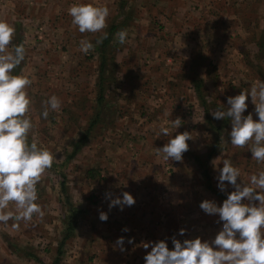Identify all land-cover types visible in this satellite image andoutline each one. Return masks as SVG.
I'll use <instances>...</instances> for the list:
<instances>
[{
    "label": "crops",
    "instance_id": "obj_1",
    "mask_svg": "<svg viewBox=\"0 0 264 264\" xmlns=\"http://www.w3.org/2000/svg\"><path fill=\"white\" fill-rule=\"evenodd\" d=\"M1 1L3 4L0 5V20L8 22L15 28L12 46L8 51L11 52L15 45L22 44L26 54H32L31 63L28 62L29 58L26 59L29 65L35 64L34 55L43 42H51V39L63 41L71 52L76 49L81 51L82 40H93L94 49L90 50V53L97 58L99 54H103L101 43H96L97 39L105 32L107 33L110 27H113L109 42L110 50H112L110 54H113V62L118 64L117 67L121 69L122 73H116L117 77L115 76L114 80H97V84L99 82L102 90L105 85L112 87L117 93V98L125 102H136L137 99L139 100L138 96L143 94L141 100H150V104L156 105L153 107L149 104L152 108L148 109V113L159 106L162 109L168 106V103H190L189 99L194 95L198 96L192 83V79L196 76L202 80L201 95H203V88L208 80H206L205 74L202 78L198 75L201 69L206 72L208 68L212 67L217 70L218 74L220 71L228 69L235 70L237 64L232 67V55L239 59L238 67L240 69H247L248 48L246 42L248 34L242 31V28L244 30L245 27L246 17L241 12L243 8L254 6L256 0L222 1V5L227 8H238L237 14L226 18L232 19L228 21L241 24L237 28L240 30L238 37L235 35L231 37L233 34L228 36L225 31L216 29L215 23L212 22L215 19L212 16V9L218 3L215 4L214 0H0V4ZM260 1L257 6L259 8L264 6V2ZM75 3L107 6L109 8L107 27L97 33H80L77 27L72 24V18L68 14V9ZM197 7L200 12L195 13L194 10ZM259 12L261 14L260 9ZM32 20L44 24L43 40L38 41V33L36 28H33ZM120 26L121 28L118 29ZM219 27L223 29L221 25ZM124 29L128 35L126 42L120 44L117 33ZM77 33L79 35H76ZM35 41L41 45L36 47ZM169 55H172L171 59ZM260 56L264 60L261 54ZM142 58L149 60L148 68L141 62ZM24 61L23 63H25ZM125 69L127 73L124 75ZM161 70L169 72L164 74ZM106 74L105 70L104 79ZM179 80L182 81L179 82ZM254 82L258 84L257 81ZM222 86L224 85L222 84ZM189 91H192L191 94L194 93V95L192 96ZM207 94L209 98H206L207 100L204 98L205 101L218 103L216 95L223 94L220 103H227L224 90L218 93L207 92ZM194 102L197 103L194 107L200 106L198 97ZM133 112V109L124 110L121 115L116 116L122 120L128 118L123 121V126L126 128L121 129L120 135L126 132L130 119H138L130 115ZM134 113L137 114V112ZM142 117L145 119L146 115L143 114ZM141 135L142 137L137 138L139 153L135 155L134 159L118 158L117 155L120 152L126 153L127 150L125 145L122 147V144L116 142L112 146L104 147L103 145L95 150L100 153L108 152V158L102 156L104 157L103 162L100 159L102 157L95 156L97 166L95 171L90 172L86 168L82 171V186H87L89 193L94 196H90L88 201L80 198L78 231L82 235L80 231L83 228L84 236L89 235L88 244L84 242L86 247L96 242L95 249L99 250L96 249L95 253L100 264H118L120 256L126 253L128 245L129 248L136 247L134 248L135 255H139V263H144V256L151 250L143 248L142 245L145 242L165 240L171 250L173 237L181 242L196 237L207 240L215 237L216 234L213 233L222 228L214 219L216 215L205 214L199 207L203 200L216 203V200L220 198L217 199L212 192L205 188V178L200 173L196 162L189 158L167 162L163 159V154L157 153L156 149L163 147L166 143L153 145L148 139H145V132ZM82 150L85 151L79 156L81 160L86 157V150L89 148ZM219 161L215 163H219ZM83 166L86 167V164ZM168 166L171 168L170 173L167 172ZM80 182V180L77 182L73 180L71 185L76 186ZM226 189L229 191L227 185ZM123 192H128L134 197V205L124 206L123 210H120L118 206L109 208V200L106 199L105 194L109 193L112 197H118ZM222 193L224 195V192ZM91 201L96 203L88 205ZM101 211L108 215L106 222L99 219ZM35 217L37 218L36 215ZM6 226L0 223V248L5 247L4 242L8 229ZM124 228H128L129 231H122ZM180 229L185 230L184 235H179ZM41 234L34 233L32 236L34 242L37 240L34 243L37 253L38 241H41V237L48 234L55 235L54 232L52 233V229L44 235ZM119 237L124 238L123 247L125 250L123 252L120 251V246L116 243ZM129 238L133 240V243H128ZM44 239L43 237L42 240ZM100 248L102 249L100 250ZM4 250L6 249L0 250V253Z\"/></svg>",
    "mask_w": 264,
    "mask_h": 264
},
{
    "label": "rangeland",
    "instance_id": "obj_2",
    "mask_svg": "<svg viewBox=\"0 0 264 264\" xmlns=\"http://www.w3.org/2000/svg\"><path fill=\"white\" fill-rule=\"evenodd\" d=\"M222 1L224 0H214V3L218 4L212 9V16L215 17L212 22L215 23V26L217 27L216 29L219 31L223 30L228 36L233 34L231 37L234 35L238 37L240 30L237 28L240 27L241 24L235 21H228L232 20L231 18L226 19L232 14H237L238 8H227L222 5ZM260 2L263 3L264 0H261ZM254 3V6H248L246 9L243 8V11L241 12V14H244L246 17V23L244 24L245 27L244 30L242 28V31L248 34L246 42V47L248 48L246 54L248 60V65H246L247 69H240V67H238L239 59H236V57L232 55V67L237 64L235 70L228 69L226 71H220V74L215 70V79H212L214 78L212 75L206 76L208 77L206 79L208 81L205 82L203 88L204 96L202 95L205 100H207L206 98H209L207 92L211 93L212 91H215L218 93L224 90L225 96H235L239 94L240 91H250L253 86L257 85L254 81H257L258 83L264 81V60L260 56L257 45L261 32L264 30V6L261 8L257 7L259 0L254 1ZM2 4L3 1H1L0 5ZM194 11L195 13H198V11L200 12V9L197 7ZM32 24L34 29L37 27L35 29L38 33L37 36L40 37L41 35V39L38 38V41L43 40L45 33L44 24L33 20ZM213 25L214 24L212 23V26ZM219 25H221L223 29L220 28ZM38 27L43 28L41 34L38 32ZM120 28L121 26L118 29ZM256 34H258V37H256ZM76 35L79 34L77 33ZM38 41H35L36 47L41 45ZM213 43L216 45L215 42ZM67 46L68 45H65L63 41L57 39H51V42H43V45L38 48L34 55L35 64L29 65L27 63V58L30 59L28 61L29 63L32 62V54L27 53L25 54V63L22 62L19 66V72L17 75L28 76L32 80V84L26 89L28 96L31 99L30 110L26 115L31 119L33 124V127L28 133V142L30 144L33 142L37 143L38 147L46 148L52 152L56 157L53 162L56 167L47 169L37 184L38 200L36 203L41 206L42 211L44 212L43 217L41 218L37 216L36 218L34 215L31 221L18 222V227H13V224L16 222L12 220L7 223L6 227L8 229L6 228L7 234L4 242L6 248H0V250H6L0 253V264H52L55 257H57L56 249L62 238V233L65 228L64 224L69 217L72 216V211L76 212L74 215L75 219L73 218L75 221L73 237L68 240V244L63 246L59 264H100V262H98V256L95 253V250L97 249H95L96 242L89 244L91 246L86 247L84 242L88 244L87 240H90L88 237L89 235L87 237L84 236L85 232L83 228H81L80 231L82 235L78 231V223L80 219L78 209L81 205L80 198H84L88 201L90 196H94L89 193L87 186H82V171L85 170V168L89 169L90 172L95 171L97 168L95 156H106L108 158V152L104 151L103 153H100L95 151L103 145L104 147H109V145L112 146L113 143L116 142L122 144V147L125 145V149L128 152H120L117 157L134 159L135 155L139 153V140L137 138L142 137L141 134L143 132H145V139H148L151 144L163 145L164 142L167 143V141L173 138L176 134L187 131L190 133L192 139L186 141L189 145V149L183 153V158L190 159L189 156L192 152L200 157L207 154L216 139L217 146L219 147L217 149H220V151L208 162L209 177L214 189H216L217 192H224L225 196L233 190L231 186L227 185V182H225V184L229 187V191L227 189L221 191L218 188L217 177L219 175V169L223 167L222 162L225 159L230 160L234 167L240 169L239 179L244 185H248L251 175L264 171V162L258 163L254 158H251V153L249 152L251 144L240 148L233 146L228 142V134L231 130L230 121L227 119L218 120L211 115V113L217 109L222 110L224 108L222 104L227 107V103H220L223 94L216 95L218 103L206 101L208 106L207 115L211 119L210 122L206 119L207 115L205 112L203 113L201 105L199 106L201 108L194 107L197 105L194 100L198 97H195L194 93V97L188 100L190 103H168V106L163 107L162 109L159 106L148 113V109L150 110L152 108L151 106L154 107L156 105L150 104V100H141L143 99L141 98L144 96L143 94L138 96L139 100L137 99L136 102H125L124 100L120 98L119 100L117 98V93L112 87L105 85L103 91L100 89L99 82L97 84V80H100V65L102 63V56L100 54L95 58V56L90 53L91 51L87 54L78 51V49L71 52L66 48ZM110 51H112L110 50V47L105 51L104 64L107 74L104 80H114L117 77L116 73H122L121 69L117 67L118 64L111 62L112 60L109 59ZM171 56L172 55H169L170 59ZM141 62H143V65L148 68L147 62H149V60L142 58ZM126 71L127 70L125 69L124 75L127 73ZM167 72H164V74ZM204 74L206 75L201 69V72L198 75L202 78ZM193 76L195 77V74H193ZM132 77L135 79L134 76ZM181 81L182 80H179V82ZM222 84L224 86H222ZM100 90L103 93L104 99L98 104L97 98ZM189 93L191 94L192 91H189ZM52 95L57 96L61 100V109L59 111L49 109V116L47 119H44L40 115L44 107L42 102L46 101ZM246 103L248 104V108L244 115L251 113L254 120L258 119L254 111L255 105L251 103V99L249 98L246 100ZM159 108L160 110L156 112ZM130 109L137 112V114L133 112L134 114L131 113L130 115L137 117L138 119H130L128 123L129 127L126 129V132L120 135L121 129L126 128L123 126V121H126L128 118L122 120L120 118L118 119L116 116L118 114L121 115L124 110L127 111ZM141 112L146 115L145 119H143V114ZM95 116H99L98 124L91 129L88 138L85 140V144L81 149H79L74 156L70 157L74 151L75 144L80 140V137ZM176 118H180L182 124L175 130L171 124V120H175ZM217 121L222 124L220 125L221 129L212 132V130H214L213 126H215L213 123ZM161 127H167L169 135L165 136L160 133ZM109 129L111 130L109 131ZM87 147L89 150H86V157L81 160L79 156L85 151L82 149H86ZM100 159L102 162L104 161V157ZM218 160H220L219 163H215ZM84 164H86V167L83 166ZM167 169V172L170 173V166H168ZM61 173L66 177L65 189L67 195L61 193L59 186L62 181L60 176ZM73 180L76 182L80 180L81 185L79 183L76 186L71 185ZM77 187L80 188L78 189ZM216 198L219 199L217 196ZM219 200H216L218 206L223 202V200ZM94 203L96 202L91 201L88 205ZM10 204H12V206H10ZM10 204L7 211H13L15 213L16 207L14 202H10ZM214 219L220 226H222V222L219 221L218 215L214 216ZM51 229L52 233L54 232L55 235H45L43 236L45 238L44 240H42L43 237H41V241H38L37 253L35 251L36 249H34V243L37 240L34 242V238L32 237L33 234L37 233L38 235H42L41 233H43L44 235V233ZM218 231H215L213 234H217ZM93 232L92 234L95 233ZM84 238L88 239L85 240ZM202 239L203 238H201V240ZM213 239L214 237H212V239H207V241L211 242ZM134 248H129L128 245L125 250L126 253L120 256L118 264H122L123 260V264H144L143 262L139 263L140 258L138 257L139 255H135ZM101 249L102 248H100V250ZM137 260L138 262H136Z\"/></svg>",
    "mask_w": 264,
    "mask_h": 264
},
{
    "label": "clouds",
    "instance_id": "obj_3",
    "mask_svg": "<svg viewBox=\"0 0 264 264\" xmlns=\"http://www.w3.org/2000/svg\"><path fill=\"white\" fill-rule=\"evenodd\" d=\"M68 14L80 33H97L107 27L109 8L75 3L68 9ZM14 35V26L0 20V223L7 225L12 220L16 222L13 227H18V222L31 221L34 215L43 217L44 212L36 203L37 184L43 173L52 167L56 157L46 148L38 147L37 143L28 142V133L33 124L26 115L31 106L26 89L32 80L28 76L13 74L26 54L22 44L8 51ZM127 35L125 30L119 31L118 42L124 44ZM106 38L105 32L96 43L100 44ZM80 47L85 54L94 49L93 43L87 39L81 41ZM249 98L255 105L256 120L251 113L244 115ZM42 103L44 107L40 115L44 119L48 118L49 109H61V100L55 95ZM222 105V110L217 109L211 115L218 120L230 121L228 142L240 148L251 144V158L258 163L264 162V81L250 91H240L238 95L227 97V107ZM171 124L176 130L182 120L176 118L171 120ZM160 133L167 136L169 130L161 127ZM191 139L190 133L185 131L156 149L167 162L181 161L183 153L189 149L186 141ZM239 178L240 169L225 159L217 177L218 188L224 191L227 182L233 190L219 206L210 200H203L199 205L205 214L218 215L222 222V228L211 242L202 241L199 237L181 242L173 237V248L170 250L165 240L148 241L142 245L144 249H151L143 258L144 264H264V171L251 175L248 185L241 183ZM105 196L109 200V208L118 206L123 210L124 206L130 207L135 203L128 192L118 197H112L109 193ZM10 202L15 203V213L5 211ZM99 219L106 222L107 213L101 211ZM184 232V229H180L179 235H184ZM116 243L123 252L124 238L119 237ZM128 243H133V240L129 238Z\"/></svg>",
    "mask_w": 264,
    "mask_h": 264
},
{
    "label": "trees",
    "instance_id": "obj_4",
    "mask_svg": "<svg viewBox=\"0 0 264 264\" xmlns=\"http://www.w3.org/2000/svg\"><path fill=\"white\" fill-rule=\"evenodd\" d=\"M113 33V27H110L108 32H107V38L106 39H103L102 43L100 44V47L102 48L103 50V54H101L102 56V63L100 65V81L104 80V75H105V60H104V56H105V51L108 50L109 48V42L111 41V35ZM258 48H259V52L260 54L264 57V30L261 32V35L258 39ZM109 59H111L113 62L114 61V57H113V54L111 53L110 56H109ZM215 68H208L206 70V76H213L214 78L212 79H215L216 78V75H215ZM19 72V66L14 69V75H17ZM195 74H198V73H195ZM208 78V77H207ZM193 80V89L196 93H198V99H199V103L201 105V107H203L204 109V112L206 113V115L208 114V106L206 104V101L204 100L203 96L201 95V89H202V80H199L198 77L196 76ZM197 80V81H195ZM103 91V90H102ZM102 91L100 90L99 94H98V98H97V103L100 104L102 101H103V93ZM217 107V106H216ZM206 119L208 120V122H210V118L209 116L207 115L206 116ZM99 122V116H95L92 121L89 123L88 125V128H86L85 132L83 133V135L80 137V140L75 144V147H74V151L72 152L71 156H74L75 153L81 149V147L85 144V140L88 138V135L91 131V129L93 127H95ZM213 126L214 130H212V132H216L218 131L219 129H221V126L222 124H220L219 121L217 122H214L213 123ZM210 131V130H209ZM219 148L217 146V140L215 139V142L213 144V146L210 148L209 152L207 154H205L204 156H198L196 154H193V153H190V159L195 161L198 168H199V171L200 173L202 174V176L205 178V185H206V189L210 192H212L213 194H215L218 198H220L221 200H224L226 199L227 197H225L221 192H217L216 189L213 188L212 186V183H211V179L209 177V166H208V162L210 161V159L215 156L219 151L220 149H217ZM69 157V158H70ZM55 164L52 165V167H56L54 166ZM61 178H62V181L60 182L59 186H60V189H61V193L63 195H67L66 193V189H65V175L63 176L62 173H61ZM67 197V196H66ZM67 200V199H66ZM76 212L72 211L71 212V215L69 217V219L67 220V222L64 224L65 225V228H64V231L62 233V238L59 242V245H58V248H57V257H55L54 261L52 264H59L60 262V257L62 255V248L63 246L66 244V242L71 239L73 237V232H74V227H75V215ZM74 218V219H73Z\"/></svg>",
    "mask_w": 264,
    "mask_h": 264
},
{
    "label": "built area",
    "instance_id": "obj_5",
    "mask_svg": "<svg viewBox=\"0 0 264 264\" xmlns=\"http://www.w3.org/2000/svg\"><path fill=\"white\" fill-rule=\"evenodd\" d=\"M37 28V27H36ZM43 31V28H41V27H38V32L41 34V32ZM39 39H41V35H40V37H38Z\"/></svg>",
    "mask_w": 264,
    "mask_h": 264
}]
</instances>
